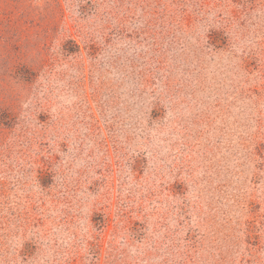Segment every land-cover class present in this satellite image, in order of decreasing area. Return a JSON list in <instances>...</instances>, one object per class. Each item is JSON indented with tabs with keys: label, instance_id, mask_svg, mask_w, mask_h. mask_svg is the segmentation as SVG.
Masks as SVG:
<instances>
[{
	"label": "rangeland",
	"instance_id": "1",
	"mask_svg": "<svg viewBox=\"0 0 264 264\" xmlns=\"http://www.w3.org/2000/svg\"><path fill=\"white\" fill-rule=\"evenodd\" d=\"M0 264H264V0H0Z\"/></svg>",
	"mask_w": 264,
	"mask_h": 264
}]
</instances>
